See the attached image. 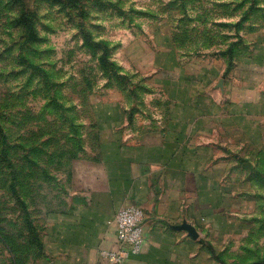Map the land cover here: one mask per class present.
Instances as JSON below:
<instances>
[{
    "label": "crops",
    "instance_id": "1",
    "mask_svg": "<svg viewBox=\"0 0 264 264\" xmlns=\"http://www.w3.org/2000/svg\"><path fill=\"white\" fill-rule=\"evenodd\" d=\"M186 23L98 94L94 151L47 188L13 264H111L131 205L144 248L125 264H264V43Z\"/></svg>",
    "mask_w": 264,
    "mask_h": 264
},
{
    "label": "rangeland",
    "instance_id": "2",
    "mask_svg": "<svg viewBox=\"0 0 264 264\" xmlns=\"http://www.w3.org/2000/svg\"><path fill=\"white\" fill-rule=\"evenodd\" d=\"M184 15L264 43V0H0V264L29 241L47 188L87 164L98 94L162 54Z\"/></svg>",
    "mask_w": 264,
    "mask_h": 264
},
{
    "label": "built area",
    "instance_id": "3",
    "mask_svg": "<svg viewBox=\"0 0 264 264\" xmlns=\"http://www.w3.org/2000/svg\"><path fill=\"white\" fill-rule=\"evenodd\" d=\"M144 219L139 206L121 209L115 218L116 249H103L102 257L111 264H125L140 255L144 248Z\"/></svg>",
    "mask_w": 264,
    "mask_h": 264
},
{
    "label": "trees",
    "instance_id": "4",
    "mask_svg": "<svg viewBox=\"0 0 264 264\" xmlns=\"http://www.w3.org/2000/svg\"><path fill=\"white\" fill-rule=\"evenodd\" d=\"M180 21H187V23L184 24V27H185V26H189L190 23H191V21H195L196 22V21H198V19H197V17L196 18L195 17H190V16L188 17V16H185L184 15V17L181 18ZM209 22L210 21L208 20L206 24H209ZM212 23L213 24H211V25H212L213 28H217V27H230V25L223 24V23H214V22H212ZM199 26L201 27L202 25H199ZM232 26L235 27V28H237L238 31L241 30V27H243V26H241V23H236V24H234ZM211 31H212V29L209 30V33L208 34H204V35H202L200 33L199 38L202 39V38L205 37V38L210 39V40H218L219 33L216 32V30H213L215 34L214 35H211ZM222 38L228 39V36H226V35L223 36V37L221 36L220 39H222Z\"/></svg>",
    "mask_w": 264,
    "mask_h": 264
},
{
    "label": "water",
    "instance_id": "5",
    "mask_svg": "<svg viewBox=\"0 0 264 264\" xmlns=\"http://www.w3.org/2000/svg\"><path fill=\"white\" fill-rule=\"evenodd\" d=\"M183 228L188 230L192 234V236H196V232L191 226L185 225Z\"/></svg>",
    "mask_w": 264,
    "mask_h": 264
}]
</instances>
